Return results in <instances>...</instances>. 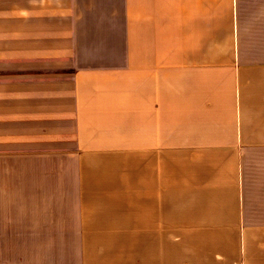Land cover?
<instances>
[{"label":"crops","instance_id":"0c3cea01","mask_svg":"<svg viewBox=\"0 0 264 264\" xmlns=\"http://www.w3.org/2000/svg\"><path fill=\"white\" fill-rule=\"evenodd\" d=\"M73 156L180 186L78 218L87 264H264V3L0 0V163Z\"/></svg>","mask_w":264,"mask_h":264},{"label":"rangeland","instance_id":"374dc122","mask_svg":"<svg viewBox=\"0 0 264 264\" xmlns=\"http://www.w3.org/2000/svg\"><path fill=\"white\" fill-rule=\"evenodd\" d=\"M52 160L41 159L36 165L26 160L23 165L8 158L0 163V264H87L91 254L105 251L103 243L112 239L95 234L94 228L93 235L86 236L79 229L86 221L78 219L84 213L150 207L156 200L141 197L154 190L168 192L167 205L180 204L177 175L167 174L163 181L166 167L159 160L148 170L138 169V185L136 171L130 178L129 167L103 172L98 171L101 160L93 158ZM172 164L176 170V157Z\"/></svg>","mask_w":264,"mask_h":264}]
</instances>
